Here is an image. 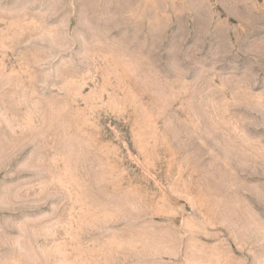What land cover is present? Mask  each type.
<instances>
[{
	"label": "rangeland",
	"instance_id": "obj_1",
	"mask_svg": "<svg viewBox=\"0 0 264 264\" xmlns=\"http://www.w3.org/2000/svg\"><path fill=\"white\" fill-rule=\"evenodd\" d=\"M0 264H264V0H0Z\"/></svg>",
	"mask_w": 264,
	"mask_h": 264
}]
</instances>
